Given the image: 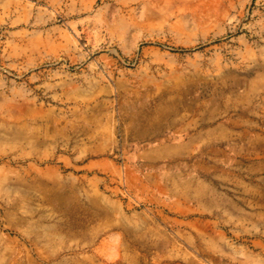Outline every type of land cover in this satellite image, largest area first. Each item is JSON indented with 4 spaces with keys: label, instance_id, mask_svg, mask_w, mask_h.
Instances as JSON below:
<instances>
[{
    "label": "rangeland",
    "instance_id": "rangeland-1",
    "mask_svg": "<svg viewBox=\"0 0 264 264\" xmlns=\"http://www.w3.org/2000/svg\"><path fill=\"white\" fill-rule=\"evenodd\" d=\"M0 264H264V0H0Z\"/></svg>",
    "mask_w": 264,
    "mask_h": 264
}]
</instances>
